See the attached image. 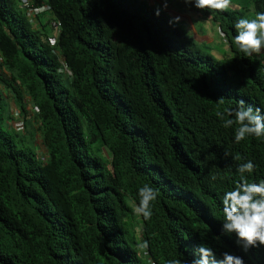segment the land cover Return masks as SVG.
I'll use <instances>...</instances> for the list:
<instances>
[{"label": "trees", "instance_id": "1", "mask_svg": "<svg viewBox=\"0 0 264 264\" xmlns=\"http://www.w3.org/2000/svg\"><path fill=\"white\" fill-rule=\"evenodd\" d=\"M250 10L264 0H0V264H166L200 244L264 264L221 232L239 164L264 179V137L237 144L216 115L241 99L264 113V64L221 36Z\"/></svg>", "mask_w": 264, "mask_h": 264}, {"label": "clouds", "instance_id": "2", "mask_svg": "<svg viewBox=\"0 0 264 264\" xmlns=\"http://www.w3.org/2000/svg\"><path fill=\"white\" fill-rule=\"evenodd\" d=\"M170 0H163L164 8L168 7ZM186 6H191L199 12L207 10L229 11L232 0H180ZM154 4V3H152ZM160 9L155 10L157 16ZM181 21L180 16L169 20V24ZM234 35L229 39L221 30V36L228 39L229 47L246 57L260 55L264 52V11L256 12L254 18L241 17L233 24ZM217 103L224 104V97L217 99ZM217 117L223 120L224 128L234 125L235 143L239 144L248 137L260 139L264 137V113L260 107L246 104L243 99L237 101L236 107L218 111ZM15 117L16 114L13 113ZM17 128L22 124L17 123ZM227 155V153H226ZM243 159V157H234ZM256 165L252 160L239 164L236 169L239 179L234 187L225 191L221 196L223 221L221 232L225 235L235 236V244L244 253L253 248H264V179L258 182L249 181L248 177L255 171ZM139 203L133 204L135 214L142 215L145 220L152 216V202L159 196L158 189L145 184L138 189ZM138 247L147 250V240L138 244ZM147 254V253H146ZM196 259L181 261L178 258L168 259L166 264H245L243 256L230 252L221 253V258H216V253L211 247L204 244L194 249Z\"/></svg>", "mask_w": 264, "mask_h": 264}, {"label": "rangeland", "instance_id": "3", "mask_svg": "<svg viewBox=\"0 0 264 264\" xmlns=\"http://www.w3.org/2000/svg\"><path fill=\"white\" fill-rule=\"evenodd\" d=\"M147 2H148V4H150V5H152V3L153 2H155V1H153V0H146ZM253 16V13H252V11L250 10L249 12H247L246 14H245V16L244 17H252ZM253 18V17H252ZM204 26H208V27H210V29L208 30V31H212L213 33H212V37H213V34H215L216 35V38H217V41H219L218 39V36H217V32H216V28L214 27V26H211V23H209V22H207V23H205L204 24ZM215 45L217 46V47H219L218 46V42H216L215 43ZM253 57H255V58H257L259 61H261L263 64H264V52H262L260 55H253ZM12 107H14L13 106V104H12Z\"/></svg>", "mask_w": 264, "mask_h": 264}, {"label": "crops", "instance_id": "4", "mask_svg": "<svg viewBox=\"0 0 264 264\" xmlns=\"http://www.w3.org/2000/svg\"><path fill=\"white\" fill-rule=\"evenodd\" d=\"M153 1H157V0H153ZM153 3H154V2H153ZM208 33H209V34H208ZM208 33L205 32V33H204L203 35H201V36H202L203 38H204V37H206V38L208 37V39H207L206 42H207L208 44H210V43H213V42H214V40H213L212 38H210V37L212 36V33H213V32H212V31H209Z\"/></svg>", "mask_w": 264, "mask_h": 264}, {"label": "built area", "instance_id": "5", "mask_svg": "<svg viewBox=\"0 0 264 264\" xmlns=\"http://www.w3.org/2000/svg\"><path fill=\"white\" fill-rule=\"evenodd\" d=\"M22 2L26 5L27 4V0H22ZM30 11H32V9H30ZM56 26H60V24L59 23H57V24H55Z\"/></svg>", "mask_w": 264, "mask_h": 264}]
</instances>
